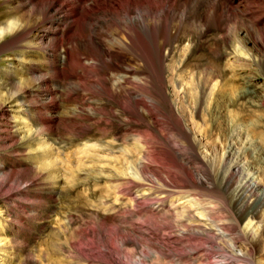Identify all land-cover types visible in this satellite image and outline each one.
Instances as JSON below:
<instances>
[{
  "label": "rangeland",
  "instance_id": "rangeland-1",
  "mask_svg": "<svg viewBox=\"0 0 264 264\" xmlns=\"http://www.w3.org/2000/svg\"><path fill=\"white\" fill-rule=\"evenodd\" d=\"M3 10L0 1V15ZM191 32L173 44L168 58L173 70L166 74L169 89L184 78L189 89L181 99L169 96L168 102L157 94L145 97L163 127H155L150 117L121 113L116 103L96 93L68 94V88H76L77 76H56L36 51L19 48L0 54L1 264L42 263V250L65 227L75 230L73 239L84 241L83 253L94 263L138 264V257L144 256V264H198L190 260L208 256L212 264H264V205L262 217L255 219L262 221L261 230L254 227L247 235L237 230L232 207L238 191L250 201L264 194V66L235 58L233 45L243 40L247 52L261 55L243 26L195 23ZM209 71L215 76L206 84ZM39 74L47 75V83L34 81L19 100L12 98L20 82ZM172 105L184 117V126L170 116ZM179 126L199 137L198 145L212 157L215 172L179 134ZM143 148L149 153L147 163L168 172L169 177L163 174L167 186L142 181L138 158ZM50 160L55 166L49 170L43 163ZM130 165L136 173L125 181L123 172ZM223 178L230 186L226 203ZM191 179L203 181L196 190L202 204L218 203L211 213L212 226L226 235L204 230L195 218L180 225L168 209L152 210L160 192L166 191L161 186L172 194L169 205L178 185ZM143 190L151 191V198L131 201ZM106 229L114 232L116 249L99 243ZM126 240L137 245L129 263L124 257Z\"/></svg>",
  "mask_w": 264,
  "mask_h": 264
},
{
  "label": "bare ground",
  "instance_id": "bare-ground-1",
  "mask_svg": "<svg viewBox=\"0 0 264 264\" xmlns=\"http://www.w3.org/2000/svg\"><path fill=\"white\" fill-rule=\"evenodd\" d=\"M0 1L4 6L0 15V54L9 50H19V48H26L30 52L36 51L43 57L45 67L56 76L67 74L66 72H68V76H77V81L73 83L76 88H68V94L80 93L81 96H86L96 93L99 96H104L116 103L123 114L139 115L141 118L150 117L155 127L163 126L160 125L159 114L155 112L153 105L146 102L145 97L151 98L157 94L168 102L170 101L169 96L174 94L181 99V94L189 89V82L186 78L181 82L176 80L172 83L173 87L169 89L166 74L173 70L168 64L169 55L174 53L173 44L180 43L183 38L190 37L191 31L195 29V23L222 28L230 26L234 29L245 27L247 35L252 39V43L261 57L256 58L253 53L247 52L243 40H238L239 42L233 45L236 53L234 57L252 63L257 62L264 66V0ZM233 1H235V5H233ZM180 49V52L185 50L183 46ZM123 60L127 62L123 64ZM19 63L21 62L19 61ZM39 68L41 67L37 66V69ZM108 72L110 74L107 76ZM214 76L215 74L209 71L205 78L206 84H210L214 80ZM47 79L45 74L39 78L23 80L18 84L19 87L21 85L22 87L13 93L12 98L19 100L24 90L32 82L39 81V85H41L47 83ZM25 83L28 85L23 86ZM217 85L218 82H215L214 86L217 87ZM260 104L264 105V99ZM139 108L143 112H140ZM175 108L172 105L170 116L183 125L182 118L184 117ZM105 109L103 117L106 118ZM150 119L148 120L150 121ZM178 130L181 136L190 140V146L196 151V154L205 158V164L210 171L215 172L213 171L215 163L212 157L205 154L203 145H198L199 137L182 126H179ZM148 154V150L144 148L139 152L138 170L142 181L150 180L160 185L161 183L168 184L163 176L165 174L169 177L168 172L154 169L150 163H147L145 156ZM179 156L187 157L182 153H179ZM187 159L190 160L189 157ZM43 165L50 170L55 166V163L50 160ZM131 168L134 170L130 165L127 167V171L123 172L124 177L122 178L125 181L136 173L135 170L132 172ZM230 171L232 172V169ZM190 178L192 177L190 176ZM224 180L225 178L220 186L223 203H226L229 201L230 186ZM202 182V180L195 182L191 179L189 183L178 185L180 190L169 205L167 197H172V194L166 192L169 191L166 187L161 186L166 191L160 192L161 195L152 205V210L161 212L168 209L169 215H174V220L180 225V222L183 223L186 218H195L193 220L195 224L199 220L201 223L199 222L198 226L204 227V230H215L216 234L226 235V231L222 228L216 229L212 226L214 221L211 213L218 203L212 205L213 201L207 200L205 204H202L203 200L198 197L196 190ZM152 195L151 191L143 190L136 197L131 196V201L140 202V200L151 198ZM232 200L235 220L238 222L237 230L244 235L253 231L254 227L261 230L262 221L255 219L263 215L264 194H260L255 200L253 199L254 201H250L238 191ZM104 232L103 240L99 243L116 249L115 238L111 235L114 232H111L110 229H106ZM196 232L198 231L194 229V233ZM74 233L75 230H70L69 227L60 230L57 233L59 237L52 239L48 248L42 250L40 255L42 263L40 264H113L92 262L83 253L84 241L73 239ZM230 239L236 241L234 237ZM2 246L0 240V248ZM124 246L126 247L124 257L127 262L131 261V254L135 253L137 245L135 242L126 240ZM68 248H70V256H66ZM154 248L157 253L163 254L160 248L156 246ZM78 256H82L83 259H77ZM143 257H138V264H144ZM209 258L208 256L193 257L190 262L212 264Z\"/></svg>",
  "mask_w": 264,
  "mask_h": 264
}]
</instances>
